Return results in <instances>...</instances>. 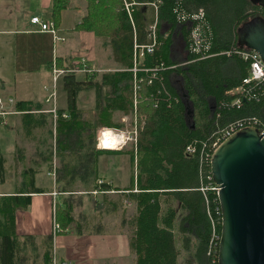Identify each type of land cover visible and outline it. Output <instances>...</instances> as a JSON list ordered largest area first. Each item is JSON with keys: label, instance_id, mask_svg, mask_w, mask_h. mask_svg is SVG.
Returning a JSON list of instances; mask_svg holds the SVG:
<instances>
[{"label": "trees", "instance_id": "trees-1", "mask_svg": "<svg viewBox=\"0 0 264 264\" xmlns=\"http://www.w3.org/2000/svg\"><path fill=\"white\" fill-rule=\"evenodd\" d=\"M125 1L133 3L129 9L123 1L88 0L89 12L79 28L106 31L114 21L106 42L113 46L116 60L125 68L104 73L101 83L79 80L73 73L64 75L70 112L58 107L57 147L64 151L83 146L76 120V99L83 89L95 86L106 98V106H97L103 108L105 126L124 127L121 121L109 120L107 108L126 113L132 110L137 121L144 124L139 127L135 147L126 151L133 167L131 185L121 188L97 182L95 187L102 191L127 190L124 196L135 202L136 213L124 219V224L131 229L129 240L136 264H180L181 255L183 264H218L221 208L217 190L212 188L216 184L211 177L209 153L213 152L212 142L218 131L231 122L243 120L264 127V82L247 84L250 94L242 97L239 105L232 104L237 94L228 92L243 83L250 68L249 60L239 52L238 29L252 15L264 17V5L251 0ZM69 3L53 0L52 17L57 24ZM141 5H151L152 15H144ZM151 23H156V45L152 51L145 50L134 71V45L153 42ZM196 28L203 40L199 50L192 36ZM141 78L135 105L125 94H133L135 82ZM102 84L109 85L107 94L101 92ZM37 106L29 101L16 104V108L28 111ZM188 146L194 151L187 150ZM100 151L119 150L102 148L94 152L98 156ZM3 163L0 150L1 178ZM77 170L73 168L72 172ZM94 170L97 177L98 168ZM31 200L30 194L0 196L5 264L17 249L16 211L28 207ZM72 209L70 204L56 207V234L68 232L74 220ZM48 252L47 264H51L52 250Z\"/></svg>", "mask_w": 264, "mask_h": 264}, {"label": "crops", "instance_id": "crops-1", "mask_svg": "<svg viewBox=\"0 0 264 264\" xmlns=\"http://www.w3.org/2000/svg\"><path fill=\"white\" fill-rule=\"evenodd\" d=\"M52 7L53 0H0V150L4 158V174L0 177V186L9 185L8 189H0V196L32 195L29 206L16 211L17 249L7 264H47L50 250L52 256L55 253L59 264H112L113 261L136 264V253L131 249L129 240L131 229L124 224V219L136 213L135 202L124 196L127 190L102 191L95 187L97 182H107L127 188L132 182L131 161L130 177H125L127 182H121L116 172L117 164L112 158H105L115 156L117 152L100 151L98 156L94 152L102 150L97 146L98 135L104 130L102 128L109 129L102 122V117H105L103 108H97L98 104L106 106V98L99 95L97 87L86 88L94 90V104L86 108L78 100L82 90L78 93L76 120L80 124L79 140L83 146L63 151L57 147L59 124L52 125L51 103L46 101L47 91L44 88L51 80L50 67L54 59L59 65H66L73 63L72 57L86 54L89 63L111 69L102 71L103 74L125 67L106 65L105 60L109 54L115 56L113 46L106 42L109 39L103 41L94 32L79 28L83 16L89 12L86 0H71V4L62 10L60 22H55L60 33L66 36L65 42L55 43L51 33L38 30V26L31 22L35 15L43 20H54ZM140 9L148 16L152 15L154 8L141 5ZM74 75L79 80H92L93 76L98 83L102 80L101 73H84L81 78ZM63 86L67 92L64 81ZM101 87L104 94L110 90L107 84ZM67 95L65 105L59 107L62 112H70ZM125 95L132 100L133 94L126 92ZM19 101H29L38 106L30 111L20 110L16 108ZM106 111L109 112V120L121 121L124 127L126 120L133 117L132 110L126 113L123 109L107 108ZM124 127H114L116 130L113 131L116 133L117 129ZM17 134L30 141L36 139V144L19 146L16 142ZM52 137L55 138L58 165H50L53 149L49 139ZM119 137L123 143L122 135ZM6 141L9 147L4 150L1 142ZM121 143L115 147L101 146L127 153L128 148L124 149V145L118 147ZM85 155L86 161L82 157ZM90 161L93 162L90 164ZM103 163L113 166L114 172L104 175L101 172L106 167ZM94 167L98 168L97 177ZM73 168L78 170L73 173ZM63 204L72 205L74 220L68 232L56 234L53 227L56 207ZM79 207L80 211L75 215ZM129 208L131 215L127 214ZM95 210L99 212L98 224L85 230L83 224L87 218L90 219L88 213ZM118 210L122 213L119 229L106 228V224L112 223L110 217ZM103 217H109L105 225L102 224ZM0 264H5L1 238Z\"/></svg>", "mask_w": 264, "mask_h": 264}, {"label": "water", "instance_id": "water-1", "mask_svg": "<svg viewBox=\"0 0 264 264\" xmlns=\"http://www.w3.org/2000/svg\"><path fill=\"white\" fill-rule=\"evenodd\" d=\"M237 41L264 60V17L242 23ZM210 170L221 208L218 264H264V133L257 126L234 131L212 152Z\"/></svg>", "mask_w": 264, "mask_h": 264}, {"label": "rangeland", "instance_id": "rangeland-1", "mask_svg": "<svg viewBox=\"0 0 264 264\" xmlns=\"http://www.w3.org/2000/svg\"><path fill=\"white\" fill-rule=\"evenodd\" d=\"M87 3H88V0H86ZM113 2H117V3H121L122 1L124 2L125 4V7H126V1L125 0H112ZM71 4V0H70V3L69 5ZM99 10L101 12V7H99ZM103 12V11H102ZM87 15V14H86ZM36 16V15H35ZM38 16V15H37ZM40 17V16H39ZM85 17V16H83ZM254 17V15L251 16V18ZM83 20V19H82ZM109 23H111L112 25L109 26V29L110 30H106L105 29H102V30H99L98 32H96L95 30H87V29H84V28H80L81 30H87V31H92L94 32L98 37L100 38H103V41H105L104 39H110L111 37V33L110 31L112 30V28L114 27V24H116L114 21H110ZM152 24V23H151ZM150 24V25H151ZM149 25V27H150ZM58 26V25H57ZM59 28V27H58ZM60 30V28H59ZM65 37V40H62L60 42H65L66 41V36ZM59 43V42H58ZM107 44H110V43H107ZM141 45H145V44H141ZM156 45V42L154 44V46ZM140 47H136L134 45V55L137 54V51ZM240 50H245V48H240ZM77 57V56H76ZM76 57H72L71 58V61L73 63L71 64H66L64 65V63L61 65H59L57 63V68H59L60 70H62L61 72V75L59 76V80H58V86H57V98H56V105L58 107L60 106H63L65 105L66 103V95H67V92L65 91V89L63 88V78L65 74L67 73H73V74H77V77L79 76L81 78V75H83L84 73H87V71H84L82 70L83 68H88L90 69V73H93V75L97 74V73H101L103 75V72L105 70H111V69H105L101 66H98L97 64H92V63H89V59L87 57L86 54H83V55H80V57L76 58ZM74 58V59H73ZM73 59V60H72ZM114 61H113V60ZM56 60V59H55ZM53 63V62H52ZM52 63H51V67H52ZM105 63L106 65H109V66H113V65H116V66H119V67H122L121 64L119 63V61L116 60V56H114L113 54H109L107 60H105ZM135 63L136 61L134 62V66H135ZM141 63V62H139ZM134 66H133V70H134ZM50 67V68H51ZM82 70V71H78V70ZM149 70V69H147ZM103 71V72H102ZM136 71V70H134ZM89 73V74H90ZM106 73V72H105ZM52 77H53V71L51 70V80L48 84H51L52 82ZM136 77V76H135ZM93 81H97V78L96 77H92L91 78ZM142 81V78L141 80L139 79V81L137 82L138 85L140 86V83ZM139 87H138V90H135V92H133V95H132V101L133 103H135V100L138 98V95H137V91H139ZM48 93V92H47ZM68 96V95H67ZM78 100H79V104L82 106V107H86V108H89V107H92V105L94 104V90L93 89H84L80 92L79 94V97H78ZM52 107V105H51ZM51 109V108H50ZM53 122H52V125L55 126L56 125V118L53 116ZM144 122L142 123H139L137 121V117L136 115H133V117L130 119L128 118L126 120V125L123 129H120V130H124L126 135L129 136V137H125L124 139H127V143L123 144L124 145V149L128 148V149H131L132 147H135L136 145V140H137V137L139 136V133H137V136L136 133H135V130H136V125H139L141 126V129H142V126H143ZM107 128V127H106ZM109 129H112V130H116V128L114 127H108ZM102 129H105V128H102ZM20 134H17V138H16V142L18 143L19 146H22V147H26L28 145L30 146H34L36 143V139L30 141V140H27V139H24L22 137L19 136ZM19 136V137H18ZM136 138V139H135ZM49 141L51 142L52 144V149H53V152H52V157H51V163L50 165H58L57 164V155L55 153V138L52 137L51 139H49ZM49 142V143H50ZM123 143H124V140H123ZM1 145L2 147L4 148V150H7V148L9 147V144H8V141H6L5 143H2L1 142ZM43 145V144H42ZM122 145V146H123ZM97 146H99L100 148H103L101 146V140H100V136L98 135V142H97ZM115 147V146H114ZM118 147H121V145H119ZM108 149V148H107ZM187 150H189L187 148ZM57 151V150H56ZM214 151V150H213ZM105 158L107 160L109 159H113V161L117 164V169H116V172L117 174L119 175V178H121V182H123V180H125V177L126 178H129L130 177V155L125 153V152H117V154L115 156H110V157H107L105 156ZM103 166H106L104 163H103ZM54 168V167H53ZM106 168V169H105ZM101 172L106 175V174H112L114 172V168L113 166H106L104 167ZM126 181V180H125ZM127 182V181H126ZM9 188V185H5V186H0V189H8ZM80 211V207L76 209L75 211V215H77V212ZM131 209L129 208L127 210V214L131 215ZM88 215L90 216V219L87 218V221L84 222V226L83 227L85 230L90 228V227H96V225L98 224V215H99V212L98 210L95 212L93 211H90L88 213ZM121 215L122 213L118 210L116 212V214H113L111 217H110V222L112 223H108L105 225L106 221H109V217H103L102 219V224L105 225L106 228L108 229H119L120 227V220H121ZM80 216V215H79ZM78 216V217H79ZM77 217V216H76ZM77 217V218H78ZM107 219V220H106ZM90 221V222H88ZM179 242V245H180V239L179 237H177V243ZM181 247V246H180ZM181 253H182V250H181ZM179 261H180V264H183V260H182V255H181V258H179ZM119 261H113L112 264H119L118 263Z\"/></svg>", "mask_w": 264, "mask_h": 264}, {"label": "built area", "instance_id": "built-area-1", "mask_svg": "<svg viewBox=\"0 0 264 264\" xmlns=\"http://www.w3.org/2000/svg\"><path fill=\"white\" fill-rule=\"evenodd\" d=\"M133 3L126 1V7L129 9L130 6ZM31 22L35 25L38 26V30L40 31H46L51 33V35L53 36V40L55 43H58L62 40H65V35L60 33V30L57 26V24L55 23L54 20L49 19V20H43L41 17L39 16H33L31 18ZM155 32H156V23H153L150 25V32L149 35L151 37V39L153 40L152 43H148L145 45H139L137 43H135L136 47H140L137 51V54H135V66H134V70L137 69V63L140 61L141 57L143 56L145 50L147 51H152L154 48V44H155ZM192 36H193V40H194V46L197 50L200 49L201 44L203 43L202 38L200 37L197 28L193 30L192 32ZM239 52L241 53L242 57L244 59L249 60L250 62V68H249V74L247 76H245L243 78V83L240 86H237L231 90H229L228 92L231 94H237L236 98L233 100L232 104L233 105H239L241 103L242 97H246L247 95H249L250 93L246 90V85L250 84V83H262L264 82V60L261 58V56L259 55V53L253 49H245V50H240ZM57 62L54 59L53 63H52V67L51 70L53 71V77H52V82L51 84H47L44 85L45 90L48 92L47 96H46V101L50 102L52 107H51V112L53 113V116L56 118L57 117V112H58V106L56 105V98H57V86H58V80H59V76L61 75L62 70H60L59 68H57ZM82 70L87 71V73H90V69L88 68H83ZM82 70H78V71H82ZM138 81L135 82V90L138 89L139 85L137 83ZM2 99L0 98V101ZM13 99H10V101H12ZM136 103V100H135ZM65 116H67L66 113H64ZM246 126H255L253 124H247L246 122H244L243 120H238L235 122H231L228 125L224 126L220 131H218V135L217 137L214 139V141L212 142V147L213 150L230 134H232L234 131L246 127ZM136 129H139L138 125H136ZM260 131L262 133H264V127L260 128ZM117 134H121L123 139L125 137H129L126 135L124 130H119L117 129L116 131ZM135 133L137 136V130H135ZM136 139V138H135ZM127 139H124V142ZM125 143H121L120 145L122 146ZM188 149L190 151H194V147L193 146H188ZM211 153H209V156L211 157ZM213 189H216L218 191L219 187L218 185H214L212 186ZM58 223L54 222V231H56L58 229ZM51 264H59L57 257L55 255V253H53L52 259H51Z\"/></svg>", "mask_w": 264, "mask_h": 264}, {"label": "bare ground", "instance_id": "bare-ground-1", "mask_svg": "<svg viewBox=\"0 0 264 264\" xmlns=\"http://www.w3.org/2000/svg\"><path fill=\"white\" fill-rule=\"evenodd\" d=\"M137 103V102H136ZM135 103V104H136ZM137 133L139 132V129H136ZM121 134L115 133L112 129H104L102 134L100 135L101 145L104 147H114L117 146L120 142V136ZM122 137V142H123ZM127 143V140L124 142Z\"/></svg>", "mask_w": 264, "mask_h": 264}, {"label": "flooded vegetation", "instance_id": "flooded-vegetation-1", "mask_svg": "<svg viewBox=\"0 0 264 264\" xmlns=\"http://www.w3.org/2000/svg\"><path fill=\"white\" fill-rule=\"evenodd\" d=\"M250 18H251V17H250ZM250 18H249V19H250ZM249 19H248V20H249Z\"/></svg>", "mask_w": 264, "mask_h": 264}]
</instances>
